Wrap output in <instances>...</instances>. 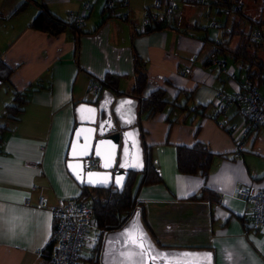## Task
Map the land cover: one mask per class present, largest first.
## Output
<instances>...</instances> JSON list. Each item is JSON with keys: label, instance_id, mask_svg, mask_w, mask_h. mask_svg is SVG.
Returning <instances> with one entry per match:
<instances>
[{"label": "crops", "instance_id": "1", "mask_svg": "<svg viewBox=\"0 0 264 264\" xmlns=\"http://www.w3.org/2000/svg\"><path fill=\"white\" fill-rule=\"evenodd\" d=\"M23 2L24 10L16 12ZM37 2L64 21H73L72 15L88 8L76 58L70 31L54 37L29 27L40 11ZM152 2L115 0L107 17L102 12L106 0H0V117H5L13 92L33 89L18 119L1 125L7 129L0 143V264H40V252L52 234L50 207L60 199L79 198L83 187L66 168L75 108L99 102L115 110L128 132L119 147L122 150L124 145L125 166L139 169V152L143 158L145 147L160 176V183L136 191L144 223L140 220L158 250L188 252L194 258L200 254L205 264H264V224L253 228L248 206L232 195L237 186L264 189V126L244 137L245 120L235 105L223 113L213 107L218 92L235 94L245 80L244 71L238 62L221 55L204 65L218 46L221 29L209 13L208 22L190 23L196 0H177L166 28L142 33ZM134 55L146 67L143 94L163 89L168 100L183 105L186 97L179 91L189 92L186 111L166 109L138 120L136 106L135 121V99L127 97L134 83ZM258 56L264 60V51ZM4 68L10 71L5 83ZM108 74L119 77L117 91L123 95L98 85L94 99L88 94L89 83L98 84ZM257 88L264 97V79ZM195 106H206L202 115L193 112ZM136 127L138 138L133 132ZM195 142L213 154L204 183L199 176L182 175L176 169L175 147ZM203 184L218 195V203L188 200ZM39 198L47 207L37 206ZM96 234L95 227L79 264H91L87 259ZM106 235L99 264H105Z\"/></svg>", "mask_w": 264, "mask_h": 264}, {"label": "trees", "instance_id": "2", "mask_svg": "<svg viewBox=\"0 0 264 264\" xmlns=\"http://www.w3.org/2000/svg\"><path fill=\"white\" fill-rule=\"evenodd\" d=\"M252 1L256 2L257 0ZM37 5L40 11L31 21L29 27L35 31H39L54 37L64 33L65 31H70L74 42V56L76 58L78 38L83 34L81 27L76 26L74 21H64L57 17L51 13L41 2H37ZM219 5L224 7L225 10H218V13L233 12L239 17L243 18L245 22L249 23L250 28L247 33H239V40L236 47L234 49H230L229 45L232 40V35L235 32L233 29H230L229 31L223 30V28H225L226 21L223 23V25L218 24V28L221 29L218 46H216V48L208 55L204 65L208 66L209 61L218 55L230 58L240 64L241 70L244 71L245 79L257 86L264 79V60H261L258 56V53L264 51V35L261 32V27L264 25V22L253 21L252 19L243 16L242 8L238 3V0H223ZM25 7L26 2H23L16 8L15 11H23ZM114 8V5L113 7L108 8L105 4L102 12H107V17H109ZM150 14L151 13H148V17H150ZM103 21L104 19L102 22ZM233 24L239 28V22ZM167 26L168 20L165 21L157 16L156 18L151 19V23L145 27L142 33L147 34L153 31L162 30ZM253 30L259 33V36L255 39L253 38ZM4 72L5 75H3L2 79L5 83L10 71L8 68H4ZM133 72L134 83L130 93L127 95L137 101L138 120L150 119L154 115L164 112L166 109L169 110V113H171L174 108H177L181 111L187 110V104L191 99V93L189 92L179 91L180 94L186 97V102L183 105H178L176 103V99L168 100L163 89H155L149 92L147 95L143 94L147 83L146 67L144 63L135 55L133 58ZM1 76L2 75L0 72V77ZM118 81V76L108 74L103 78V80L98 81L97 83L102 90H108L117 96H121L123 94L117 91ZM41 87L42 86L37 85L36 88ZM31 91H33L32 88H28L23 92H13L12 103L5 107L6 119H18L19 114L22 113L25 105L28 103V98ZM205 108L206 106H195L193 108V112L202 115ZM168 122L171 124L174 121L171 120ZM6 129V126L0 125V143L2 142V136ZM138 129L140 135L142 136L143 133L140 130L139 124ZM212 159V152H210V150L204 144L199 142H195L190 147H175L176 169L178 173L182 175L199 176L203 180V183L208 176ZM143 163L144 165L141 172L134 173L130 171L128 173L126 182L121 192L114 188H81L79 198L87 201L96 220V239L91 254L87 259V261H89L91 264H99L98 253L103 235L105 233L120 229L136 209H138L140 218L144 223L143 208L139 206V202L136 199V191L143 185L158 184L161 182V179L150 159L149 154L146 152L145 147L143 148ZM137 176H139L138 179ZM188 200H207L218 203L219 197L218 195L209 191L203 184V186L200 188V191L197 194L189 197ZM52 246L53 241L49 240L46 246L41 250L40 264H50L49 257Z\"/></svg>", "mask_w": 264, "mask_h": 264}, {"label": "water", "instance_id": "3", "mask_svg": "<svg viewBox=\"0 0 264 264\" xmlns=\"http://www.w3.org/2000/svg\"><path fill=\"white\" fill-rule=\"evenodd\" d=\"M127 96V95H126ZM129 97V96H127ZM131 98V97H130ZM130 98H120L128 99ZM132 116L136 121L137 101L133 100ZM76 124L67 153L66 168L79 186L89 189L114 188L122 191L128 173H138L143 168L140 149L139 169L128 168L124 164L122 150L127 131L123 130L120 117L114 109L102 102L96 105L81 103L75 108ZM116 123V125H115ZM118 128V130H117ZM135 137L137 127L133 129ZM89 160H97V170H90ZM188 252L160 251L152 243L135 210L126 223L118 230L109 232L104 242L105 264H205L197 254L194 258ZM198 255H200L198 257Z\"/></svg>", "mask_w": 264, "mask_h": 264}, {"label": "built area", "instance_id": "4", "mask_svg": "<svg viewBox=\"0 0 264 264\" xmlns=\"http://www.w3.org/2000/svg\"><path fill=\"white\" fill-rule=\"evenodd\" d=\"M115 0H106V7H113ZM177 7V0H153L152 13L143 21L144 26L151 23V19L157 16L163 20H169ZM88 8L85 7L79 13L72 15L76 26L82 27ZM259 33L253 32V38ZM100 91L98 84L91 81L88 85V94L96 99ZM235 105L243 116L245 124L242 136L264 126V97L259 93L255 84L249 80H243L239 89L232 96L218 92L213 100V107L217 113H223L229 107ZM87 166L90 170H97L98 164L89 160ZM232 195L242 198L249 208V217L253 228L257 229L264 224V189H255L252 186H237ZM37 206L47 207L44 199L39 198ZM52 215L53 246L50 252V264H79L80 257L87 247L90 231L96 227V220L87 201L76 198L58 200L50 207Z\"/></svg>", "mask_w": 264, "mask_h": 264}, {"label": "rangeland", "instance_id": "5", "mask_svg": "<svg viewBox=\"0 0 264 264\" xmlns=\"http://www.w3.org/2000/svg\"><path fill=\"white\" fill-rule=\"evenodd\" d=\"M198 3L195 4L194 8H191V17L190 23L196 21L197 24H203L208 22L207 14L209 13L210 19L213 18L219 24H222L226 21L225 28L223 30L229 31L230 29L234 30L232 35V40L230 42V48H234L239 40V33H247L249 31L250 25L245 22L243 18L239 17L233 12L229 13H217V10H225L224 7L219 4L223 0H196ZM234 1V0H232ZM238 3L242 8V15L246 16L253 21H262L264 22V3L263 0H257L256 2L252 0H238ZM183 4V3H182ZM240 23L239 28H237L233 23ZM261 32L264 35V25L261 27ZM6 118L4 115L0 117V125L5 124ZM93 237V236H92ZM94 239L96 236L94 235Z\"/></svg>", "mask_w": 264, "mask_h": 264}]
</instances>
